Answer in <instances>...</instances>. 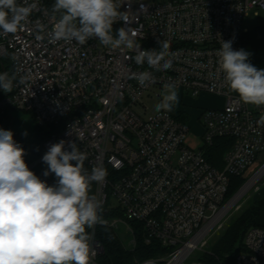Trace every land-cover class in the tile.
I'll use <instances>...</instances> for the list:
<instances>
[{"label":"built area","instance_id":"obj_1","mask_svg":"<svg viewBox=\"0 0 264 264\" xmlns=\"http://www.w3.org/2000/svg\"><path fill=\"white\" fill-rule=\"evenodd\" d=\"M33 2L38 7L22 30L0 34V60H9L15 76L11 95L0 101V115L8 109L30 112L39 127L54 128L44 143L46 152L61 140L71 151L68 144L75 142L87 153L89 174L94 166L107 169L105 181L94 182L92 195L103 207L119 209L123 218L102 225L116 229L121 222L133 235L130 223H141L147 244L157 240L168 249L137 264H185L221 228L235 198L226 200L231 178L249 175L264 160V125L257 123L264 105L245 104L231 93L217 56L221 40H232L233 50L243 49L244 21L264 13V0H116L128 22H115L114 36L121 27L131 28L142 51H158L163 40L169 43L172 67L161 71L137 65L129 59L135 52L111 49L97 38L83 45L50 43L47 32L59 13L45 0H27ZM40 24L46 26L43 33ZM141 71L154 77L146 87L129 78ZM165 84H175L179 95L226 98L224 107L201 114L199 148L188 144L187 122L142 105L145 97L160 98ZM219 138L233 140L223 169L205 158V150ZM98 225L91 230L90 264H99L104 251L96 238ZM244 246L236 264H264V229L250 228Z\"/></svg>","mask_w":264,"mask_h":264},{"label":"clouds","instance_id":"obj_2","mask_svg":"<svg viewBox=\"0 0 264 264\" xmlns=\"http://www.w3.org/2000/svg\"><path fill=\"white\" fill-rule=\"evenodd\" d=\"M116 0H55L53 13L59 19L47 32L50 43L60 40L85 44L97 38L111 49L122 46L135 52L137 65L156 71L172 67L169 43L160 42L159 50H141L131 28H119L113 35V24L128 22L119 11ZM36 2L18 4L17 0H0V34H15L22 30ZM45 25H38L45 31ZM36 39H43L37 35ZM219 71L230 89L240 100L249 105H264V69L249 62L250 53L244 49L233 50L232 40H221L217 52ZM130 79L141 87L154 81L150 71L131 72ZM15 76L0 73V88L11 92ZM25 80L21 79L20 83ZM179 102L175 84H165L157 112H171ZM264 125V115L257 122ZM65 141L52 144L42 160L48 166L43 173L55 174L57 183L48 185L41 180L24 160L25 150L13 139V132L0 129V264H90L94 254L90 248L91 234L103 224L100 212L103 202L89 195L93 182L105 181L108 172L102 165L94 166L89 174L84 168L87 153L81 152L75 142H69L71 151L65 150ZM75 162V163H73Z\"/></svg>","mask_w":264,"mask_h":264},{"label":"trees","instance_id":"obj_3","mask_svg":"<svg viewBox=\"0 0 264 264\" xmlns=\"http://www.w3.org/2000/svg\"><path fill=\"white\" fill-rule=\"evenodd\" d=\"M45 2L48 6H53L55 0H45ZM242 48L250 53L249 62L251 64L258 69H264V25L255 27L244 34ZM0 67L7 72L10 77L14 76L13 68L8 59H1ZM11 92L6 93L1 89L0 101L11 95ZM8 112L9 109L6 110L3 116L0 115V129L10 130L9 127L2 128V125L5 123V115ZM171 113L180 121H188V115L184 112L176 113L174 107ZM35 125L33 133L27 139L13 133L14 141L20 144L25 150L24 160L28 167L42 159L43 155L46 153L44 143L54 131V128H42L36 123ZM232 145V139H217L212 147L205 150L206 160L212 166L218 169H223L224 155ZM47 168L48 166L42 160L30 170L48 185H55L58 179L55 177V174L50 173L47 177L43 175ZM84 168L89 173V166L86 161L84 162ZM250 175L251 173L246 176L231 178L226 196L227 201L238 193V191L245 185ZM94 189L95 184L93 182L89 192L90 195L93 194ZM100 215L103 220L107 221L123 218L119 209H112L109 205L102 208ZM130 227L133 230V235H131L132 239L135 240V243L132 246H127L123 243L115 228L102 224L97 226L96 238L101 242L104 248L103 253L98 259L99 264H137L151 258L161 257L168 252V249L164 248L157 240H152L150 244L146 243L145 229L141 223L131 222ZM252 227L264 229V194L240 215L235 217L230 224H228L226 230L220 236L218 241L212 246L211 251L217 259L206 256L205 258L200 259V261L204 264H219V260H223L222 262L228 264H236L237 255L245 251V234ZM91 230L92 229H86L90 234Z\"/></svg>","mask_w":264,"mask_h":264},{"label":"rangeland","instance_id":"obj_4","mask_svg":"<svg viewBox=\"0 0 264 264\" xmlns=\"http://www.w3.org/2000/svg\"><path fill=\"white\" fill-rule=\"evenodd\" d=\"M263 25L262 18L254 17L252 14L249 18H246L244 21V28L247 30H252L253 28ZM5 71L0 67V73H4ZM2 88H0L1 90ZM164 93V92H163ZM160 94V98H148L145 97L142 101V105L149 108V111L156 112L155 106L161 101L162 94ZM231 93L235 95L232 91ZM179 95V94H178ZM237 96V95H236ZM226 98L217 95L210 94H201L198 97H192L188 94L181 93L179 95V102L174 105L176 108L188 115L187 124L190 128V133L188 136V143L193 148H198L201 145V138L203 135V126L201 124V114L210 109H219L224 107L222 106L223 102H225ZM4 124L2 128L9 127L10 131L17 136H22L24 138H29L33 133L35 128V122L33 115L30 112L10 109L9 112L5 115ZM264 160L260 161L255 169L252 171L251 175L248 177L247 182L259 171V169L263 166ZM246 182V183H247ZM245 183V184H246ZM239 192V191H238ZM240 193V192H239ZM264 194V174L257 181V183L236 203L232 205L228 213L226 214L222 226L220 229H215L210 236L206 239L204 244L200 246L198 250L191 254V256L186 260L185 264H195L202 263L200 259L205 258L206 256L213 257L215 259L216 256L212 253V246L218 241L220 236L226 230L228 224L240 215L245 209H247L252 203L256 202L258 198ZM234 196L231 198L233 199ZM112 204L116 205V201L111 198ZM231 206V205H230ZM116 231L123 241V243L127 246L133 245L132 234L127 231L126 226L123 223H118V227ZM228 257V256H227ZM219 260V259H218ZM223 260H219V264L222 263ZM204 264V263H203Z\"/></svg>","mask_w":264,"mask_h":264},{"label":"bare ground","instance_id":"obj_5","mask_svg":"<svg viewBox=\"0 0 264 264\" xmlns=\"http://www.w3.org/2000/svg\"><path fill=\"white\" fill-rule=\"evenodd\" d=\"M263 174L264 167L246 184V186L240 191V193H238V195L233 199L230 205H233L239 199H241L257 183V181L263 176Z\"/></svg>","mask_w":264,"mask_h":264},{"label":"crops","instance_id":"obj_6","mask_svg":"<svg viewBox=\"0 0 264 264\" xmlns=\"http://www.w3.org/2000/svg\"><path fill=\"white\" fill-rule=\"evenodd\" d=\"M254 17H258V18H262V24L264 25V13L263 12H260L258 14H252ZM251 16V15H250ZM249 16V17H250ZM248 17V18H249ZM263 25H260V26H263ZM258 27V26H257ZM254 29V28H253ZM247 30V29H246ZM249 30H247L248 32ZM235 95H237L235 92H233ZM238 96V95H237ZM225 105V102H223L222 106ZM189 144V143H188ZM199 148V147H198Z\"/></svg>","mask_w":264,"mask_h":264},{"label":"water","instance_id":"obj_7","mask_svg":"<svg viewBox=\"0 0 264 264\" xmlns=\"http://www.w3.org/2000/svg\"><path fill=\"white\" fill-rule=\"evenodd\" d=\"M41 161H42V159H41L40 161L34 163L33 165H31V166L29 167V169H32L35 165H37V164H38L39 162H41ZM260 169H261V168H260ZM257 173H258V172H257ZM249 181H250V180H249ZM249 181H248V182H249ZM248 182H247V183H248ZM247 183H246V184H247ZM246 184H245V185L239 190V192H240V191L246 186ZM239 192H238V193H239ZM238 193H237L234 197H236V196L238 195Z\"/></svg>","mask_w":264,"mask_h":264}]
</instances>
